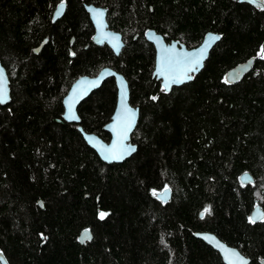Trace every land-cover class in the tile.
<instances>
[{
	"label": "trees",
	"instance_id": "trees-1",
	"mask_svg": "<svg viewBox=\"0 0 264 264\" xmlns=\"http://www.w3.org/2000/svg\"><path fill=\"white\" fill-rule=\"evenodd\" d=\"M84 4L108 9L125 43L119 56L93 43ZM150 29L189 49L209 32L221 40L193 81L166 93L153 77ZM262 48L264 5L238 0H0V61L11 88L0 105V254L8 264H224L195 237L204 231L260 264L264 219L250 215L257 204L264 210ZM253 57V69L228 85L225 74ZM106 67L126 78L140 108L137 151L122 164L102 162L62 118L72 84ZM116 104L110 78L80 105V125L109 141L104 127ZM246 172L254 183L242 184ZM166 188L164 203L157 194ZM84 230L93 239L82 245Z\"/></svg>",
	"mask_w": 264,
	"mask_h": 264
},
{
	"label": "water",
	"instance_id": "water-1",
	"mask_svg": "<svg viewBox=\"0 0 264 264\" xmlns=\"http://www.w3.org/2000/svg\"><path fill=\"white\" fill-rule=\"evenodd\" d=\"M241 3H247L253 7H261L264 5V0H238ZM66 3H61L57 6L53 14V23L60 20L66 10ZM84 8L88 13L90 20L94 26L93 43L97 46L107 45L112 49L116 56H119L125 47L123 36L121 33L112 30L109 26L107 16L108 9L99 7L94 4H84ZM62 9V11H61ZM59 12V14H57ZM97 13L102 15L98 16ZM210 37H219V39L211 40ZM146 40L151 43L155 48V68L153 77L161 82V86L166 93H169L174 87H180L193 81L205 67L212 50L221 40V35L215 32H209L205 35L199 46L195 48H187L179 41L167 42L163 35L159 34L156 30L150 29L145 33ZM45 40L41 46L34 50V53L39 54L43 46L46 45ZM256 57L237 65L225 74V82L228 85L239 83L253 68ZM195 60H199L198 64H193ZM161 68L164 69V74H161ZM194 70H188V69ZM0 71L4 75V86L7 91L8 99L6 103L0 104L7 105L11 101V88L10 80L6 68L0 61ZM175 76L176 80L173 81L172 77ZM190 76L191 79L185 78ZM115 79L117 86V104L111 120L105 125L104 130L110 135V140L105 141L94 133L86 132L80 125L81 118L79 116V107L94 91L100 89L104 82L108 79ZM166 81L168 87H165ZM64 113L62 118L65 122L77 125L78 131L81 133L85 143L96 152L102 162L106 164H122L127 159L131 158L137 151V145L132 142V135L138 125L140 108L134 107L130 103V88L126 78L117 71L106 67L103 68L96 76H82L78 78L70 87L68 93L63 98ZM71 112L76 116V119H69V107ZM127 128L126 133H122L118 138V132L123 128ZM122 145L127 154L122 159H105L107 149L113 148L114 145ZM242 184L248 185L254 183V178L248 172L243 173L240 177ZM157 198L164 203L172 199V191L170 188L163 189L157 194ZM203 214L201 215V217ZM264 210L260 205H256L251 212L250 218H255L258 223L263 219ZM85 233L90 234L88 239ZM195 237L205 244L210 246L216 251L224 264H239L236 257L231 253L235 252L239 257L243 258L247 264H251L252 260L245 256L238 248L228 245L221 240L216 234L212 232H197ZM93 239V234L90 230H84L79 235V242L84 245ZM222 246V247H221ZM260 264H264V258L259 260ZM0 264H8L2 254H0Z\"/></svg>",
	"mask_w": 264,
	"mask_h": 264
},
{
	"label": "snow or ice",
	"instance_id": "snow-or-ice-1",
	"mask_svg": "<svg viewBox=\"0 0 264 264\" xmlns=\"http://www.w3.org/2000/svg\"><path fill=\"white\" fill-rule=\"evenodd\" d=\"M62 11V9H61ZM59 14V12L57 13ZM98 16L102 15L101 13H97ZM211 40H215V39H219V37H210ZM262 52H264V50H262ZM199 63V60H195L193 62V64H198ZM188 70H194V69H188ZM161 74H164V69L161 68ZM185 78L187 79H191L190 76H185ZM4 75H3V72L0 71V104H3V103H6L7 102V99H8V95H7V91H6V88L4 86ZM173 81H176V82H182V80H179L177 81L176 80V77L173 76L172 77ZM165 87L167 88L168 87V82L166 81L165 83ZM69 119H76V116L71 112V106L69 107ZM126 130L127 128H123L121 129V131L118 132V138L119 136L122 134V133H126ZM107 155L105 156V159H122L124 155L127 154V150L122 146V145H114L113 148L111 149H107ZM208 209H205V212H207ZM103 215L104 214H101V218H103ZM260 219H264V216H261ZM250 222L251 223H255L256 222V219L255 218H250ZM86 237L88 239H90V234L88 233H85ZM222 247V246H221ZM231 255L233 257H236L239 264H247V262L245 260H243V258L239 257V255L235 252L231 253Z\"/></svg>",
	"mask_w": 264,
	"mask_h": 264
},
{
	"label": "flooded vegetation",
	"instance_id": "flooded-vegetation-1",
	"mask_svg": "<svg viewBox=\"0 0 264 264\" xmlns=\"http://www.w3.org/2000/svg\"><path fill=\"white\" fill-rule=\"evenodd\" d=\"M264 48H262V50H263ZM262 50H261V52H260V54H259V56H258V58H260V59H262V60H264V58L261 56V54H262ZM256 63V62H255ZM254 66H255V64H254ZM253 66V67H254ZM253 69V68H252Z\"/></svg>",
	"mask_w": 264,
	"mask_h": 264
},
{
	"label": "rangeland",
	"instance_id": "rangeland-1",
	"mask_svg": "<svg viewBox=\"0 0 264 264\" xmlns=\"http://www.w3.org/2000/svg\"><path fill=\"white\" fill-rule=\"evenodd\" d=\"M264 50V49H263ZM261 56L264 58V52H262Z\"/></svg>",
	"mask_w": 264,
	"mask_h": 264
},
{
	"label": "bare ground",
	"instance_id": "bare-ground-1",
	"mask_svg": "<svg viewBox=\"0 0 264 264\" xmlns=\"http://www.w3.org/2000/svg\"><path fill=\"white\" fill-rule=\"evenodd\" d=\"M171 189V188H170ZM163 190V189H162ZM207 232V231H206Z\"/></svg>",
	"mask_w": 264,
	"mask_h": 264
}]
</instances>
